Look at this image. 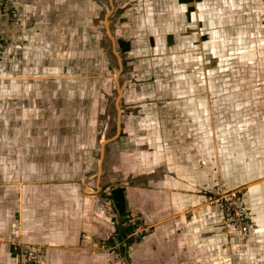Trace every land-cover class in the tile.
Wrapping results in <instances>:
<instances>
[{"label":"rangeland","instance_id":"rangeland-1","mask_svg":"<svg viewBox=\"0 0 264 264\" xmlns=\"http://www.w3.org/2000/svg\"><path fill=\"white\" fill-rule=\"evenodd\" d=\"M61 1L76 8L67 16L78 21L77 30L73 38H62L61 47L56 45L57 57L47 53L39 63L48 70L38 76L44 85L25 88L21 82H6V88L13 86V95L0 99V175L11 177L0 182L41 190L40 200L27 205L26 230L32 239L25 245L17 242L16 215L8 230L16 238L12 243L36 246L41 256L48 250L46 264H130L124 251L140 234L132 238L123 231L131 223L133 227L134 219H122L108 196L118 182L97 186L96 175L102 138L105 153L131 133L134 139L123 143L138 138L168 151L197 150L195 169L214 171L224 183L206 192L205 205L220 213L228 237L250 249L245 264H264V218L263 228L255 226L264 212V19L248 15L246 0H204L201 11L194 6L192 23L177 5L180 0H53ZM10 17L16 21L17 12ZM106 17L112 40L103 26ZM205 17L211 24L199 28L198 19ZM215 20L234 28L225 36L218 34ZM48 21L42 22L48 27ZM69 38L79 45L63 51ZM61 68L67 72L58 74ZM59 78L74 87L66 93L69 102L60 103L63 113L55 106L47 108V100L60 95L61 85L53 84ZM104 173L102 163L100 179ZM81 181L93 184L84 195L77 188ZM68 188H74L71 200L82 210L76 233L67 232L60 222L51 227L44 221L69 208L68 202L58 201V193ZM55 200L62 207H55ZM15 209L19 213L22 203ZM95 215L109 222L106 229L95 222ZM122 231L119 242L114 234ZM53 233L57 236L51 239ZM110 238L115 240L111 246Z\"/></svg>","mask_w":264,"mask_h":264},{"label":"crops","instance_id":"crops-1","mask_svg":"<svg viewBox=\"0 0 264 264\" xmlns=\"http://www.w3.org/2000/svg\"><path fill=\"white\" fill-rule=\"evenodd\" d=\"M192 1H177V5L185 8V14L190 22V15L195 13V7L201 11L205 4L204 0H197L198 4L194 3V5ZM231 3L230 7H235L234 2ZM245 3L248 5L247 13L250 17L257 20L264 19L262 14L264 0H246ZM0 9V35L2 36L0 40V99L4 100L13 95L11 88L14 90L11 84L6 88L4 86L6 82L8 84L10 81L21 82L22 85L24 84L23 87L26 85L25 88L30 84L44 85V78L38 76L40 73L44 76L47 68L40 69L39 63L43 61L47 53L52 55L56 53L54 56L57 57L59 51L56 45L61 47L59 44L64 36L73 38L72 32L77 30L78 21H70L67 16L68 13L76 10L74 5L67 6L62 1L57 4L53 0H8L5 9ZM13 11L17 12L16 21L11 20L10 17ZM62 13H65V17L61 18ZM46 19L49 20L48 27L42 22ZM210 24L211 22L207 23V17L198 19L199 28ZM214 24L217 33L223 36L229 29L234 28L220 20H215ZM198 25L189 27L187 31ZM73 41L74 39L65 41L68 48L63 47V51L79 45V40H75L72 46ZM80 47L81 52L83 47ZM60 54L62 55V51ZM63 71L67 72L61 68L58 74ZM53 84L61 85L60 95L58 92L57 98H49L47 104L51 105L47 108L55 106L54 110L63 113V105L61 107L60 103L69 102L66 93H71L74 87L72 83L62 78ZM21 100L24 101L25 96ZM52 118L60 120L58 122L69 123L67 118L65 120L60 116ZM204 120H207L205 115L200 118V121L204 122ZM66 126H63L64 129ZM114 136V140H118L120 135ZM133 137L130 133L126 138H119L114 146L105 150L103 158L105 173L100 179V184L102 181L109 185L118 182V185L114 186L115 189L112 187L109 190L108 196L121 218L123 215L125 217L130 215L134 219L133 227L131 223L123 231L130 230L127 232L132 238L134 233L140 234L139 239L125 248L126 261L128 260L130 264H245L250 249H246L245 243L240 244L239 239L228 237L224 232L220 213L218 214L214 207L205 205L206 192L212 190L213 186L224 184L221 175L214 171L195 169L194 165L199 155H195L197 150L191 147L180 153L170 148L168 151L159 144L151 146L150 142H147L146 145V142H142L144 140L138 138L133 143H123L127 139H134ZM10 178L8 174L0 175V181H7ZM86 187L93 188V184L81 181V184L77 186L82 194L83 191L89 192ZM37 189L39 188L0 182V264H19L17 248L20 247V243L28 244L30 237L26 230L30 222L27 205L32 203L35 205L34 202L40 200L38 193L41 190L37 192ZM70 190L74 191V188L58 193V201L68 202L69 208L62 210L64 212L62 215L56 213L54 216H45L44 221L51 227H57L56 223L60 222L67 232L70 229L71 232L76 233L81 223L82 210L75 206V202H72L74 193L72 194ZM30 191L36 194L31 195ZM106 191L107 189L103 193ZM58 201L55 200V207H62L58 205ZM18 202L23 205L19 213L15 209ZM16 215L20 218V224H17L18 235L20 234L17 242L20 243L14 244L12 242H16V238L13 241L12 236L9 237L8 230L15 221ZM92 217L95 222H101V227L104 226L105 229L109 225L103 216ZM263 218L264 212L256 217L257 229L263 228ZM93 226L92 231H94ZM11 229L13 230L14 227ZM56 236L53 233L51 239ZM108 243L111 246L115 240L111 239ZM115 247L118 246H113ZM47 256L48 250L38 258V264H46Z\"/></svg>","mask_w":264,"mask_h":264},{"label":"built area","instance_id":"built-area-1","mask_svg":"<svg viewBox=\"0 0 264 264\" xmlns=\"http://www.w3.org/2000/svg\"><path fill=\"white\" fill-rule=\"evenodd\" d=\"M8 0H0V8H5ZM243 231H245L243 229ZM27 246L16 247L18 256L20 258L19 264H38V258L41 256L42 252L36 246L34 248Z\"/></svg>","mask_w":264,"mask_h":264},{"label":"water","instance_id":"water-1","mask_svg":"<svg viewBox=\"0 0 264 264\" xmlns=\"http://www.w3.org/2000/svg\"><path fill=\"white\" fill-rule=\"evenodd\" d=\"M110 14H111V12L110 11H108L107 12V17L108 16H110ZM107 17H106V19H105V22H103V26H104V28H106L107 30H106V32H107V34H108V36H109V38L112 40V37H110V31L108 30V26H109V23H108V21H107ZM114 44V43H113ZM120 73V72H119ZM119 73L118 72H116L115 73V80L117 81L118 79H117V75H119ZM117 90H118V94L119 95H121V93H122V88L120 89V88H118L117 87ZM106 144V140H104V138H102V140H101V148H100V150H99V152H100V158H99V160H98V173H97V175H96V178H97V186L100 184V178H101V175H102V163H103V158H104V145ZM98 189H100L99 187H98Z\"/></svg>","mask_w":264,"mask_h":264},{"label":"trees","instance_id":"trees-1","mask_svg":"<svg viewBox=\"0 0 264 264\" xmlns=\"http://www.w3.org/2000/svg\"><path fill=\"white\" fill-rule=\"evenodd\" d=\"M126 231H130V230H126ZM116 239L120 242L121 240H123V231L122 232H118L117 234H115ZM130 241V240H129ZM132 242V241H130ZM131 244V243H129ZM125 247V246H124Z\"/></svg>","mask_w":264,"mask_h":264}]
</instances>
